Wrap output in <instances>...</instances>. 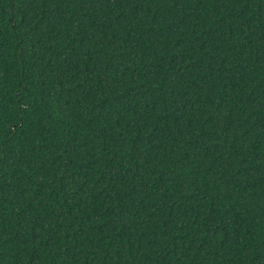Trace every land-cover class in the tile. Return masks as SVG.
<instances>
[{"label": "trees", "instance_id": "trees-1", "mask_svg": "<svg viewBox=\"0 0 264 264\" xmlns=\"http://www.w3.org/2000/svg\"><path fill=\"white\" fill-rule=\"evenodd\" d=\"M0 264H264V0H0Z\"/></svg>", "mask_w": 264, "mask_h": 264}]
</instances>
